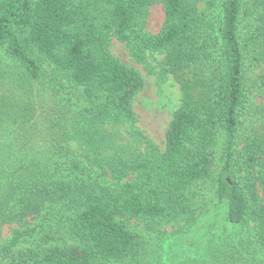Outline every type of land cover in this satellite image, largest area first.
<instances>
[{
    "label": "trees",
    "instance_id": "obj_1",
    "mask_svg": "<svg viewBox=\"0 0 264 264\" xmlns=\"http://www.w3.org/2000/svg\"><path fill=\"white\" fill-rule=\"evenodd\" d=\"M244 3L0 0V139L13 137L0 146V227L16 224L0 243L7 264H144L126 219L191 228L213 201L230 225L255 224L264 264V110L245 84L246 59L264 63V0ZM154 4L157 32L146 29ZM112 38L139 63L163 54L178 84L162 151L136 126L144 78L111 53ZM254 86L264 94V79Z\"/></svg>",
    "mask_w": 264,
    "mask_h": 264
},
{
    "label": "rangeland",
    "instance_id": "obj_2",
    "mask_svg": "<svg viewBox=\"0 0 264 264\" xmlns=\"http://www.w3.org/2000/svg\"><path fill=\"white\" fill-rule=\"evenodd\" d=\"M253 6L255 0H243ZM163 21L160 4L149 8L146 17V29L157 32ZM111 53L127 66L135 68L144 78L143 89L136 95L133 107L137 115L136 126L151 140L159 150L164 149V136L171 120L172 112L179 106L181 93L173 77L162 68L163 54L153 53L144 63L136 62L129 54L126 45L115 38L110 41ZM8 61L0 57L2 69ZM264 79V63L245 62V84L250 88L253 106L264 110V94L255 86ZM39 100L51 95L50 91L35 87ZM44 97V98H42ZM17 129V128H15ZM14 129V130H15ZM10 131V128L7 129ZM17 134L14 132L13 136ZM2 145L9 143L12 134H6ZM21 149H20V148ZM12 148L8 147L7 151ZM23 152L26 145H19L13 152ZM260 196H262L259 190ZM125 223L139 236L143 249L144 264H261L262 258L253 241L255 224L251 221L230 225L223 216L222 207L215 201L210 203L198 222L187 228L182 222H173L160 226L157 230H147L137 218H128ZM16 227L15 223L0 227V243ZM0 264L7 259L0 256Z\"/></svg>",
    "mask_w": 264,
    "mask_h": 264
}]
</instances>
